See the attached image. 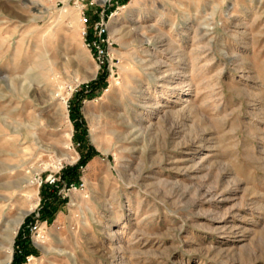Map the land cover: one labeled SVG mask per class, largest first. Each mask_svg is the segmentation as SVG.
<instances>
[{"label": "rangeland", "instance_id": "obj_1", "mask_svg": "<svg viewBox=\"0 0 264 264\" xmlns=\"http://www.w3.org/2000/svg\"><path fill=\"white\" fill-rule=\"evenodd\" d=\"M89 1L0 0V207L38 201L8 264L81 139L98 152L86 187L33 264H264V0ZM97 9L103 68L82 36ZM104 70L79 129L70 103Z\"/></svg>", "mask_w": 264, "mask_h": 264}, {"label": "trees", "instance_id": "obj_2", "mask_svg": "<svg viewBox=\"0 0 264 264\" xmlns=\"http://www.w3.org/2000/svg\"><path fill=\"white\" fill-rule=\"evenodd\" d=\"M95 18H98L99 15L95 14ZM107 70L99 73L98 77L93 81H90L84 85H82L76 92V98L70 103V115L74 121H76L77 128H81L83 122H81L82 114V105L83 101L90 97L92 94L96 92V90H100L104 81L107 78ZM84 139L79 141L80 153L81 156L77 163L74 165H69L66 168H63L61 171V181L56 184H49L44 182L41 185V194H42V207L40 208V215L43 220H47L48 223H52L55 219V216L60 209L67 202V197H65L61 191L62 183H73L80 182L82 168H84L89 159L97 154V150L91 144L82 145ZM34 214H30L27 216L21 230L16 239V246L20 247V250L16 248L15 256L11 264H21L25 256L31 253L37 252V248L34 246L28 235V224L34 219Z\"/></svg>", "mask_w": 264, "mask_h": 264}, {"label": "built area", "instance_id": "obj_3", "mask_svg": "<svg viewBox=\"0 0 264 264\" xmlns=\"http://www.w3.org/2000/svg\"><path fill=\"white\" fill-rule=\"evenodd\" d=\"M108 1L110 2V4H112V1H114L115 3H119L120 0H105V4ZM88 4L94 5L96 4V0H91L88 2ZM105 11L106 10H104V12L101 14V11H99L98 9L96 10L95 14H98L99 17L96 18V20L93 22V31L89 32L86 24L82 29L84 44L92 52V55L97 62L98 68L108 66L110 64V61L113 59L110 48L114 43L112 42L109 35V26L106 20ZM83 13L84 16L83 18L81 17V19L84 21V23L89 22L91 20V16L89 18L84 11ZM59 181H61V175L52 173L46 177L45 181L41 179L40 184L42 185L44 182L49 184H56ZM86 184L87 183L85 179L81 177L80 182H73L70 184L64 183L61 192L64 194V196H66L65 194H68V191L72 189H84L86 187ZM47 222V220H42L39 212H36L34 219L28 224V235L34 245L38 246V241L44 242L46 240V230L43 227V223L47 224ZM16 248L20 250V247L18 245L16 246ZM36 258L37 257L34 253L28 254L25 256V259L21 264H33Z\"/></svg>", "mask_w": 264, "mask_h": 264}, {"label": "bare ground", "instance_id": "obj_4", "mask_svg": "<svg viewBox=\"0 0 264 264\" xmlns=\"http://www.w3.org/2000/svg\"><path fill=\"white\" fill-rule=\"evenodd\" d=\"M105 1V0H103ZM35 135V133H33ZM70 135V134H69ZM77 158V157H76ZM76 160V159H74ZM21 181V179H20ZM34 182L32 179L22 178L20 183ZM19 183V182H18ZM12 195L0 194V198L12 199ZM38 201L31 204L28 210L24 211L19 217L6 215V206L0 207V264H8L13 256V241L25 215L37 205ZM9 208V207H8ZM18 216V215H17Z\"/></svg>", "mask_w": 264, "mask_h": 264}, {"label": "crops", "instance_id": "obj_5", "mask_svg": "<svg viewBox=\"0 0 264 264\" xmlns=\"http://www.w3.org/2000/svg\"><path fill=\"white\" fill-rule=\"evenodd\" d=\"M62 211H60L59 213H58V217H60V216H62Z\"/></svg>", "mask_w": 264, "mask_h": 264}]
</instances>
